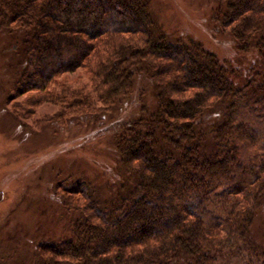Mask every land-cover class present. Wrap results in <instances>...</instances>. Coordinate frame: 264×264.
Returning <instances> with one entry per match:
<instances>
[{
  "label": "trees",
  "instance_id": "obj_1",
  "mask_svg": "<svg viewBox=\"0 0 264 264\" xmlns=\"http://www.w3.org/2000/svg\"><path fill=\"white\" fill-rule=\"evenodd\" d=\"M216 3L212 20L250 56L241 66L170 37L150 0H0L2 24L23 34L26 104L99 117L132 101L139 76L153 91L115 124V189L57 185L75 218L37 247L39 264H264V0ZM77 70L72 90L62 76Z\"/></svg>",
  "mask_w": 264,
  "mask_h": 264
},
{
  "label": "rangeland",
  "instance_id": "obj_2",
  "mask_svg": "<svg viewBox=\"0 0 264 264\" xmlns=\"http://www.w3.org/2000/svg\"><path fill=\"white\" fill-rule=\"evenodd\" d=\"M150 1L173 39L196 41L233 66L250 57L240 55L232 38L212 20L216 0ZM22 39V33L9 31L0 19V264H39V245L69 237L75 215L64 210L56 193L63 180L70 187L85 179L107 192L121 183L124 174L113 148L115 124L138 114L141 92L153 98L148 77L139 76L132 101L111 114L66 118L56 105H28L29 94L14 93L24 68ZM62 77L72 90L84 79L79 70ZM216 116L210 113L206 120ZM253 225L260 228L254 236L264 245L261 217Z\"/></svg>",
  "mask_w": 264,
  "mask_h": 264
},
{
  "label": "clouds",
  "instance_id": "obj_3",
  "mask_svg": "<svg viewBox=\"0 0 264 264\" xmlns=\"http://www.w3.org/2000/svg\"><path fill=\"white\" fill-rule=\"evenodd\" d=\"M53 199H55V197H53Z\"/></svg>",
  "mask_w": 264,
  "mask_h": 264
}]
</instances>
